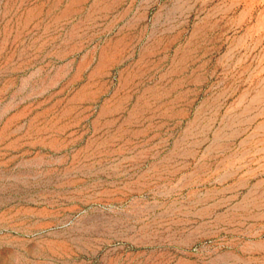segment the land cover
<instances>
[{
	"label": "rangeland",
	"instance_id": "1",
	"mask_svg": "<svg viewBox=\"0 0 264 264\" xmlns=\"http://www.w3.org/2000/svg\"><path fill=\"white\" fill-rule=\"evenodd\" d=\"M0 264H264V0H0Z\"/></svg>",
	"mask_w": 264,
	"mask_h": 264
}]
</instances>
